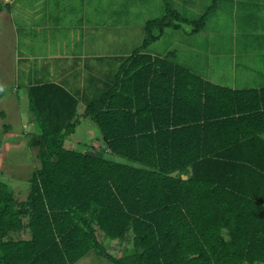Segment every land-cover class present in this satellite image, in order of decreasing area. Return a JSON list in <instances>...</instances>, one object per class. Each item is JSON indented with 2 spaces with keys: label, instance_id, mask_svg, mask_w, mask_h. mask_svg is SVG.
Masks as SVG:
<instances>
[{
  "label": "trees",
  "instance_id": "trees-1",
  "mask_svg": "<svg viewBox=\"0 0 264 264\" xmlns=\"http://www.w3.org/2000/svg\"><path fill=\"white\" fill-rule=\"evenodd\" d=\"M162 1L81 114L57 83L26 88L39 167L23 202L0 181V264H75L92 251L112 264H264V88L220 86L145 52L185 20ZM215 4L193 21L202 27ZM80 118L126 162L66 147ZM23 219L30 238L14 239ZM105 239L132 247L114 257Z\"/></svg>",
  "mask_w": 264,
  "mask_h": 264
},
{
  "label": "rangeland",
  "instance_id": "rangeland-1",
  "mask_svg": "<svg viewBox=\"0 0 264 264\" xmlns=\"http://www.w3.org/2000/svg\"><path fill=\"white\" fill-rule=\"evenodd\" d=\"M212 2L204 0L200 3L204 7L198 14L202 15ZM222 2L217 0V6L228 5L226 1ZM211 13L208 11V16ZM164 14L162 0H13L10 3L0 0V181L7 184L16 201L26 200L30 176L39 167L36 149L29 145L30 139L39 134V127L28 109L26 88L51 81L65 86L80 99L92 98L97 82H108L118 70L120 59L142 44L145 24ZM220 16H223L222 11L216 14V17ZM191 20L174 21L178 27L163 28L162 35L151 42L145 52L171 53L170 58L175 63L181 62L209 80L212 72L219 75L223 69L220 65L214 68L209 65L208 50L191 49L186 41L180 40L185 32L201 29ZM228 21L226 18L222 24ZM154 33L158 34V29H154ZM69 50L79 52L80 60L64 58L65 54L61 59L52 55ZM258 64V70L264 72V59ZM230 72L225 68L221 78H213L224 83L234 76L242 79L240 72ZM253 82L263 81L257 76L251 81V86H256ZM102 86L101 83L99 88ZM83 109L81 99L77 112L81 114ZM101 142L97 126L89 118H80L65 145L78 151H86L92 146L105 158L126 162L99 150ZM23 221L25 228L14 235V239L30 238L27 220ZM103 244L114 257L132 247L128 240L105 239ZM75 264L112 263L92 251Z\"/></svg>",
  "mask_w": 264,
  "mask_h": 264
},
{
  "label": "crops",
  "instance_id": "crops-1",
  "mask_svg": "<svg viewBox=\"0 0 264 264\" xmlns=\"http://www.w3.org/2000/svg\"><path fill=\"white\" fill-rule=\"evenodd\" d=\"M4 1L10 3L13 0ZM223 1L228 3V5L225 4L226 7L217 6L216 0V7L212 10L211 15L208 16L209 18H206L201 29L192 33L185 32L180 40L186 41L191 49L193 47L195 49L200 47V49L204 48L208 50L207 57H210L209 65L211 67L215 65L222 67L223 70L220 71V74L216 75L215 71L214 73L212 72V78L208 81L235 90L264 88V72L258 70L257 67L259 65L258 62L264 59V0ZM202 2L204 0H170L172 7L185 20H197L201 16L198 11L204 7L200 4ZM220 11H222L223 16L216 17L217 12ZM196 15H199L198 18H195L197 17ZM226 18L229 21L226 24H222ZM64 54L65 56H63ZM52 55L54 57L58 56L60 59L62 56L64 58H68L69 56V58L75 60H80L79 56H82L79 52L73 53L70 50ZM180 64L182 63L180 62ZM182 65L185 66L184 64ZM225 68L228 72L232 70L233 74L240 72L242 79L239 80L234 76L228 83H224L221 80L213 78H221ZM200 75L203 74L200 73ZM257 76L263 82H259V84L253 82L255 83L253 85L256 86H251V81H254V78ZM63 87L66 88L65 86Z\"/></svg>",
  "mask_w": 264,
  "mask_h": 264
}]
</instances>
